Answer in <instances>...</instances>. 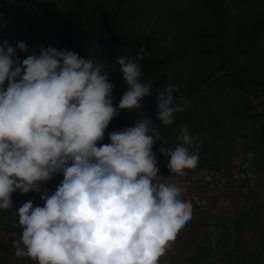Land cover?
I'll list each match as a JSON object with an SVG mask.
<instances>
[{
	"label": "clouds",
	"instance_id": "1",
	"mask_svg": "<svg viewBox=\"0 0 264 264\" xmlns=\"http://www.w3.org/2000/svg\"><path fill=\"white\" fill-rule=\"evenodd\" d=\"M148 55L141 46L135 57H115L128 88L114 104L105 59L43 45L30 51L24 41L0 44V210L14 209L18 217L15 257L36 264H172L164 253L193 206L185 185L161 173L153 149L161 141L170 170L198 163L199 140L187 120L172 143L160 130L191 97L175 83L155 86L156 119L143 112L102 143L122 110H141L152 94L153 83L140 79ZM58 174L63 179L51 191L46 185ZM15 192L41 193L44 203L28 200L16 209Z\"/></svg>",
	"mask_w": 264,
	"mask_h": 264
},
{
	"label": "rangeland",
	"instance_id": "2",
	"mask_svg": "<svg viewBox=\"0 0 264 264\" xmlns=\"http://www.w3.org/2000/svg\"><path fill=\"white\" fill-rule=\"evenodd\" d=\"M132 1L143 6L139 22L142 31L155 42L164 74L178 76L196 62L207 66L208 74L219 65V57L205 65V61L192 55L178 63L166 56L167 52L186 46L183 31L216 26L208 12L188 0ZM230 5L237 15L243 13L236 2L230 0ZM245 11L248 16L264 12V0H250ZM3 21H7L6 29ZM70 27L67 0H0V44L8 39L13 45L26 42L30 51L39 52L41 45L58 48L60 34ZM19 56L21 60L26 58L22 52ZM229 107L264 117L260 94L244 98L234 94ZM258 121L257 117L249 120L229 115L224 128L209 127L199 139L202 163L199 160L194 166L186 164L182 171L170 173L185 185V195L193 206L191 218L180 227L164 253L172 264H189L193 258H198L197 264H233L230 255L235 248L247 264H264V153L251 138ZM116 127L125 128L122 121L116 122ZM180 131L181 126H176L172 142L180 138ZM102 143H110L107 132ZM62 179L63 175L58 174L46 187L54 191ZM28 200L44 203L41 193L31 192L13 195V207L18 209ZM20 233L15 210H0V264H36L30 258L12 254L11 241Z\"/></svg>",
	"mask_w": 264,
	"mask_h": 264
},
{
	"label": "trees",
	"instance_id": "3",
	"mask_svg": "<svg viewBox=\"0 0 264 264\" xmlns=\"http://www.w3.org/2000/svg\"><path fill=\"white\" fill-rule=\"evenodd\" d=\"M188 1L208 12L216 26L204 25L183 31L186 46L167 52L166 56L171 62L178 63L192 55L205 61V65L219 57V65L208 74L207 66L202 67L198 62L185 67L178 76L164 74L155 42L142 31L139 22L144 14L143 6L132 0H67L71 27L60 34L57 47L78 52L86 59L92 55L105 59L109 80L115 84L114 104L119 103L128 88L115 57H135L141 46L148 49L149 55L142 61L144 73L140 79L153 83L152 94L144 98L141 110H122L110 123L107 133L118 129V121H122L124 127L134 125L137 115L142 116L143 112L156 119L155 86L171 82L179 85L180 90L191 97L192 103L176 114L172 124L160 125L166 143H172L173 130L185 120L199 140L209 127L224 128L232 114L240 119H259L254 124L251 138L264 153V117L229 107L230 97L234 94L241 98L260 94L264 99V12L248 16L245 8L250 0H232L242 7L241 15L234 13L230 0ZM160 144L161 141H156L154 146L161 173L175 172L169 169L166 155L159 152ZM190 144L196 146L195 142ZM199 154L203 159L200 148ZM13 195L25 194L15 192ZM230 259L233 264H247L237 248L232 250ZM197 262L198 258H193L189 264Z\"/></svg>",
	"mask_w": 264,
	"mask_h": 264
},
{
	"label": "built area",
	"instance_id": "4",
	"mask_svg": "<svg viewBox=\"0 0 264 264\" xmlns=\"http://www.w3.org/2000/svg\"><path fill=\"white\" fill-rule=\"evenodd\" d=\"M191 146H193V147H195L194 145H192V144H190ZM199 160L201 161V163H202V158H201V156H200V154H199ZM175 172H176V170H175Z\"/></svg>",
	"mask_w": 264,
	"mask_h": 264
}]
</instances>
